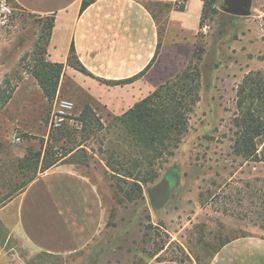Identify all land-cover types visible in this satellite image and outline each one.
<instances>
[{
  "label": "rangeland",
  "instance_id": "374dc122",
  "mask_svg": "<svg viewBox=\"0 0 264 264\" xmlns=\"http://www.w3.org/2000/svg\"><path fill=\"white\" fill-rule=\"evenodd\" d=\"M156 1L161 4L151 5L150 10L162 17L184 0ZM210 1L202 24L207 30L194 38L188 68L194 104L180 142L169 148L172 155L156 162L154 182L142 185L140 197L131 188V179L117 178V173L124 175L123 170H115L123 163L112 150L122 143L123 125L113 121L102 126L92 118L77 125L70 122V114L62 129L49 127L43 148L49 159L65 161L96 186L104 209L103 226L90 245L59 257L33 252L19 238L0 232V244L8 252L3 264H205L227 237H264V142L258 145L257 159L235 151L236 122L242 114L237 106L239 87L247 77H264V0H251L248 17L224 13L225 0ZM7 4L12 16L0 25V73L6 72L0 106L23 73L35 67L48 37L47 19ZM46 110L44 122L49 125L52 105ZM128 150V158L143 156L140 148ZM35 160L22 170L0 166V202L39 172L41 163ZM175 177L166 204L153 209L149 190L164 178L174 182Z\"/></svg>",
  "mask_w": 264,
  "mask_h": 264
},
{
  "label": "crops",
  "instance_id": "0c3cea01",
  "mask_svg": "<svg viewBox=\"0 0 264 264\" xmlns=\"http://www.w3.org/2000/svg\"><path fill=\"white\" fill-rule=\"evenodd\" d=\"M3 1L38 18H54L44 58L63 65L54 101L73 103L70 122L77 125L85 120L87 107L92 119L109 126L184 70L194 53L203 10L201 0H184L162 17L150 10L151 5L161 4L156 0H87L90 4L83 12L84 0ZM70 52L92 77L67 64ZM5 78L4 71L0 87ZM53 102L24 72L0 106V166L14 171L29 152L43 153L50 129L44 119ZM15 137L20 141L15 142ZM103 222L96 186L68 164L38 172L0 202V232L50 257L81 251L94 241ZM7 255L0 244V264ZM208 264H264V237L244 235L230 240Z\"/></svg>",
  "mask_w": 264,
  "mask_h": 264
},
{
  "label": "trees",
  "instance_id": "16d2710c",
  "mask_svg": "<svg viewBox=\"0 0 264 264\" xmlns=\"http://www.w3.org/2000/svg\"><path fill=\"white\" fill-rule=\"evenodd\" d=\"M202 2L203 10L200 27L203 24V16L206 13L207 6L212 4L210 0H202ZM89 4V1L84 0L81 4L80 12H83ZM13 6L20 9L14 4ZM45 19L48 20L47 28L49 36L54 18L48 17ZM47 41L48 37L41 51V57L36 61V65L30 71V74L37 81L47 101L52 103L55 99L59 79L63 72V65L49 63L45 60V45ZM193 56L194 53L192 58ZM190 62L186 68L173 79L160 86L154 93L135 104L123 116L115 120L119 122L120 125H123L125 132V134L120 135L122 138L119 137L122 143L117 144L116 148L112 150V154L115 155L116 159L121 158V163H123L119 167H116L115 170L117 172L123 170L124 175L117 173V178L124 181L131 179V188L135 189L140 197H142V185L152 183L157 178L156 162L159 158L161 160L163 156L172 155L169 148H176L180 142V135L186 125L187 113H189L191 110L190 107L194 104L189 83L190 81L192 82V75H190L191 73L188 71ZM67 64L78 72L92 77V75L79 63L73 52H70ZM239 88L237 106L242 111V114L236 122L238 132L235 140V151L238 155H242L243 157L257 159L261 157V155L257 153L258 145L262 141L264 142V77H247L243 80ZM83 114L86 115L85 121L87 118L91 120L89 115L92 113L87 107L84 109ZM127 142L130 144H127ZM128 147L140 148L141 153L139 154L143 156L139 159L128 158V154H131L129 153ZM145 151L149 152L148 155H144ZM47 154V148L43 150V153L42 151L34 153L29 152L28 156L18 163L17 169H24V167L28 166L29 162L35 159V162L38 163L40 161L41 163L39 173L45 172L58 163L65 164V161H61V159L52 157L49 159ZM66 156L67 155H63V158ZM126 162L129 163L128 168L124 167ZM113 172L115 173V171ZM36 175L37 174L33 175L28 182ZM18 190H15V192ZM238 237L239 236L225 238L215 247L209 255L208 260L225 243ZM206 246L207 245L204 244V247ZM161 250L162 248L157 249L154 256ZM198 258L197 256L195 257L196 262H199ZM208 260L205 264H208Z\"/></svg>",
  "mask_w": 264,
  "mask_h": 264
},
{
  "label": "water",
  "instance_id": "95a60500",
  "mask_svg": "<svg viewBox=\"0 0 264 264\" xmlns=\"http://www.w3.org/2000/svg\"><path fill=\"white\" fill-rule=\"evenodd\" d=\"M251 0H225L223 12L233 17H248ZM175 181L164 178L160 184L153 186L148 192V201L153 209H159L168 201Z\"/></svg>",
  "mask_w": 264,
  "mask_h": 264
},
{
  "label": "built area",
  "instance_id": "2783aa9c",
  "mask_svg": "<svg viewBox=\"0 0 264 264\" xmlns=\"http://www.w3.org/2000/svg\"><path fill=\"white\" fill-rule=\"evenodd\" d=\"M202 1V0H201ZM12 16V10L8 6L7 2H0V25L5 22L7 17ZM207 30L206 25H202L199 29L201 33H205ZM74 110V105L67 99L58 98L53 102L52 111L50 114L49 127L52 130H60L68 122L70 114ZM15 142H19L18 137L14 138Z\"/></svg>",
  "mask_w": 264,
  "mask_h": 264
}]
</instances>
